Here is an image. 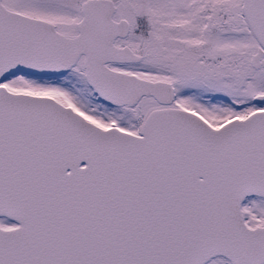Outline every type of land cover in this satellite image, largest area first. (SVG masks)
<instances>
[{"label":"snow or ice","instance_id":"6c2138e0","mask_svg":"<svg viewBox=\"0 0 264 264\" xmlns=\"http://www.w3.org/2000/svg\"><path fill=\"white\" fill-rule=\"evenodd\" d=\"M0 264H264V0H0Z\"/></svg>","mask_w":264,"mask_h":264}]
</instances>
